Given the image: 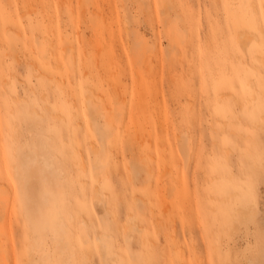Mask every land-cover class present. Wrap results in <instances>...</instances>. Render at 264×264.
Wrapping results in <instances>:
<instances>
[{
  "label": "rangeland",
  "instance_id": "374dc122",
  "mask_svg": "<svg viewBox=\"0 0 264 264\" xmlns=\"http://www.w3.org/2000/svg\"><path fill=\"white\" fill-rule=\"evenodd\" d=\"M0 168V264H264V0H0Z\"/></svg>",
  "mask_w": 264,
  "mask_h": 264
},
{
  "label": "bare ground",
  "instance_id": "6f19581e",
  "mask_svg": "<svg viewBox=\"0 0 264 264\" xmlns=\"http://www.w3.org/2000/svg\"><path fill=\"white\" fill-rule=\"evenodd\" d=\"M235 39H236V42L237 44L239 45V47L242 49V50H246L250 43H251V40L254 39L258 42V38H257V35L252 33L251 31H248V30H245V29H240L236 32V35H235ZM257 58L261 61V57L260 56H257ZM56 81V80H55ZM252 83V82H251ZM250 83V84H251ZM223 129V127H222ZM92 150V149H91ZM82 158V157H81ZM13 165V164H12ZM18 165V164H17ZM4 166V165H3ZM11 168V167H10ZM16 168V167H15ZM80 168L85 169V165L83 164L82 160H81V163H80ZM1 169V168H0ZM14 169V168H13ZM15 170V169H14ZM13 172L15 173L16 171ZM3 171V170H1ZM4 172V171H3ZM11 175H12V170H11ZM14 175V174H13ZM1 178V177H0ZM14 178V176H13ZM6 182L5 184L7 185L6 187L8 189H10V194H11V197H13V186L9 185L8 184V181L6 180H3L1 181L0 180V194L2 193V191H4V188H3V183ZM4 184V185H5ZM85 185H86V181L82 178V186L83 188H85ZM89 186V185H88ZM95 187L93 188H96V184L94 185ZM7 190V189H6ZM8 191V190H7ZM85 195V194H84ZM93 196V195H92ZM94 196H98L97 194V191L96 189H94ZM93 196V197H94ZM87 197V196H86ZM99 197V196H98ZM56 198V197H55ZM97 200V198H94ZM13 201V200H12ZM144 202V201H143ZM16 204V203H15ZM11 206V205H10ZM14 206V205H13ZM10 208V207H9ZM242 216L246 217L248 215V213L246 211H242ZM151 214V213H150ZM1 215V214H0ZM21 215H22V212H21ZM22 217V216H21ZM81 222L86 226L87 225V222H85V219L83 220V218H81ZM64 223V222H63ZM23 224V223H22ZM134 226V225H133ZM137 227V226H136ZM135 227V228H136ZM134 228V229H135ZM5 229V228H4ZM87 229V228H86ZM131 229V228H130ZM127 230V229H126ZM88 231V230H87ZM134 231V230H133ZM138 232V231H137ZM121 233V232H120ZM124 233V232H123ZM94 237H95V240L98 242L101 241V236L97 234H94ZM33 241H30L29 242V245L31 249H36L38 250L40 253L42 252V249H43V237L39 234V233H36L35 236L33 237ZM28 243V242H27ZM11 249V248H10ZM6 250V249H4ZM6 252V251H5ZM4 253V252H3ZM5 254V253H4ZM9 255V253H8ZM7 255V256H8ZM16 255V254H15ZM6 256V255H5ZM10 257V256H9ZM9 257L7 258V260H9Z\"/></svg>",
  "mask_w": 264,
  "mask_h": 264
}]
</instances>
